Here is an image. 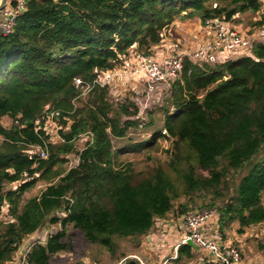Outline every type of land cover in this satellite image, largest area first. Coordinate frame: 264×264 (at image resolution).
<instances>
[{
	"label": "trees",
	"instance_id": "trees-1",
	"mask_svg": "<svg viewBox=\"0 0 264 264\" xmlns=\"http://www.w3.org/2000/svg\"><path fill=\"white\" fill-rule=\"evenodd\" d=\"M261 6V0H27L12 32L0 37V214L6 203L10 217L0 228V264L13 261L47 221L61 228L33 243L25 264H50L54 254L70 251L69 224L113 255L115 237L144 236L165 217L179 196L170 175L160 167L143 176L114 166L119 151L111 138L143 126L138 107L125 98L110 114L109 88L95 80L118 68L122 55L158 44L176 18L181 25L204 24ZM171 86L174 111L166 110L164 128L175 139L169 167L182 180L183 194H212L201 207L217 212L222 239L235 223L239 234L263 224L264 44L201 66L185 59ZM44 110L65 117L57 142L35 123ZM160 137L158 129L131 149ZM80 138L85 142L78 148ZM73 154L74 165L68 163ZM41 180L47 185L20 206L23 193ZM179 207L176 217L196 210ZM258 249L264 252V242ZM178 252L184 262L193 257L189 244Z\"/></svg>",
	"mask_w": 264,
	"mask_h": 264
},
{
	"label": "rangeland",
	"instance_id": "rangeland-1",
	"mask_svg": "<svg viewBox=\"0 0 264 264\" xmlns=\"http://www.w3.org/2000/svg\"><path fill=\"white\" fill-rule=\"evenodd\" d=\"M211 3L212 2L209 4ZM254 14L255 12L253 13L250 11L236 13L232 19L236 23H240L243 27L249 29L254 25L255 27L259 25L260 21L259 19L253 18ZM198 24L199 23L197 21L190 20L186 22V26H184V28L186 27L190 33H195V29H197ZM180 27H183V25L179 23L177 18L174 19L173 23L165 29L161 41L154 45V47L163 45L165 48L151 47L152 50L150 49L148 51H145L144 49H137L138 52L145 54L149 53L155 57H159L160 59L165 55L167 56L169 48L174 42H177L181 48H188L186 45L184 46V44H188V42H190L189 48H194L197 44L196 42L198 41L195 38H189L190 36L186 33L182 35L181 29H179ZM198 31L199 30H197V32ZM178 35L182 37L176 38ZM118 69V74L114 76V78L107 85L109 88V103L111 104L113 110L110 112L112 115H114V112H118V104L122 103L125 98L134 102L137 106V100H140L139 93L142 89L139 83L140 80L136 75L131 74L127 69H123L121 64L118 65ZM171 88L172 86L167 87L166 90L169 91ZM170 102L171 98H169V96L166 97L164 87H162L158 96L146 104L148 109L146 111H142L140 114L141 118L144 119L143 126L138 125L136 128H129L126 136L121 138L112 137L111 142L112 149L114 151H119L117 152V158H115L116 161L114 162V166L121 169L130 168L133 172L143 176L147 175V172L152 168L160 167L166 171L168 175H170L175 183L179 196L173 199V209L165 216V219H168V221H175V219H177L176 213L177 211L179 212V206L181 204H187L189 209L196 208L199 210H212L211 208L201 207L203 204L211 202L212 194H208L206 191H195L193 194L188 196L183 194L184 184L182 180L178 178L169 167L175 153L174 137H170V135L160 137L159 139H155L151 144H145L139 150L131 149L133 144H141L142 142L152 140L154 132L158 131V129L162 130L164 128L165 116L167 114L166 110H169V112L174 111V106ZM80 103H76V105H80ZM138 105L142 106L144 104L138 103ZM145 122H147L146 126ZM3 123L4 125H9L10 119L8 117H4ZM81 138L77 141L78 148L84 146L85 141ZM57 141H59V137L54 139V142ZM126 149L128 151L121 152V150ZM76 160L75 154L70 155L68 163L74 165ZM186 165L187 164L185 163L183 164V166ZM66 166L69 165H64L65 168H67ZM53 181L56 180L54 179ZM47 183V180H41L34 185V187L24 192L21 197L20 206H22L30 197L38 195ZM9 187H15V184H11ZM9 219L10 217L6 215V209L3 207L2 213L0 214V228H2V225H4ZM60 228L61 226L59 224H51L48 221L44 223L37 231L26 238L20 250L15 254L13 261L10 263L8 262V264H22L25 251L30 244L35 242L44 243L46 238L52 232H55ZM65 228L67 235L66 239L70 240L72 249L70 251H63L54 254L51 257L50 264H114L116 261H118L116 264H141V262H149L150 260L152 262L158 258L157 255L151 256L146 249L149 242L145 246V238L148 235L128 238L115 237L116 251L113 255H111L103 246L86 242L82 232L74 228L72 224L67 225ZM236 228L237 224L235 223L225 232V239L235 247L239 248L243 264L256 262H261L260 264H263L264 252L258 249V243L259 241L264 242V223L252 225L246 228L242 234L237 233ZM154 230H157V227L153 225L151 231L154 232ZM160 233H162V231H160ZM195 254L196 253L194 252V255ZM197 255L198 254H196V256ZM245 260L247 262L244 263ZM194 261L195 256L191 259V262L187 264H191Z\"/></svg>",
	"mask_w": 264,
	"mask_h": 264
},
{
	"label": "built area",
	"instance_id": "built-area-1",
	"mask_svg": "<svg viewBox=\"0 0 264 264\" xmlns=\"http://www.w3.org/2000/svg\"><path fill=\"white\" fill-rule=\"evenodd\" d=\"M27 0H6L5 6L0 10V37L9 35L15 25L17 17L24 11ZM259 12V25L252 26L246 31H240L233 24L232 20H225L223 16L209 18L201 24V32L193 36L198 42L194 48H181L177 42L171 44L167 56L162 58L151 54H145L133 50L128 55H122L120 63L123 69H127L131 74L139 78L140 100H137L139 113L148 109L147 103L156 98L160 89L164 87L166 97L170 95L172 82L181 73L185 59L191 63L201 66L204 62L215 63L220 58H227L232 53H245L255 44H264V0ZM8 3V4H7ZM7 4V5H6ZM118 68L101 72L95 80L101 85H108L118 74ZM76 83H81L80 79H75ZM89 86L83 88L86 91ZM139 104H144L139 106ZM65 118L58 110H44L41 117L36 120V124H41L42 129L49 135V140L54 141L59 137L58 131L61 128L60 119ZM142 126V125H141ZM164 136H168L165 128L161 130ZM54 138V139H53ZM39 148L40 157L45 158L47 152L42 147ZM3 207L7 208L5 203ZM217 212L212 210H192L181 217L180 233L174 250L165 256H161L160 244L149 242L146 249L149 254L155 252L158 256L156 260L141 262V264H186L179 255L178 248L182 244H189L192 250L198 254L196 264H243L241 251L232 244H227L222 239V233L218 229V224L210 227L206 226L207 220L215 219L217 222ZM159 229L156 231L158 232ZM162 236L166 230L162 229ZM161 231V230H160ZM33 244V243H32ZM30 244L27 247L26 253ZM25 253V254H26ZM161 256V257H160Z\"/></svg>",
	"mask_w": 264,
	"mask_h": 264
},
{
	"label": "crops",
	"instance_id": "crops-1",
	"mask_svg": "<svg viewBox=\"0 0 264 264\" xmlns=\"http://www.w3.org/2000/svg\"><path fill=\"white\" fill-rule=\"evenodd\" d=\"M259 16H260L259 12L257 11V12H255L253 18L254 19H259ZM232 22L238 28V30H240V31L248 30L247 28L243 27L240 23H236L234 20ZM184 26H186V23H185V25H183V27L179 28V29H181V34L183 35L184 33H186V34H188L190 36L189 38H193L194 35H196L197 33L201 32V24H198L197 29H195V33H190L189 30L186 29V27L184 28ZM197 30H199V31L197 32ZM179 37L181 38L182 36L178 35L176 38H179ZM175 40H178V39H175ZM152 48H165V46L158 45V46H155V47L152 46ZM165 218L166 217L156 219L157 221H156V224L154 226H156L157 229H159L158 232L156 230H154V232H152L150 230L148 232L149 234L148 233L146 234L148 236L144 235V236H146V238H145L146 239L145 246H146V244L148 242H151V243L157 242L158 244H160L161 256L168 255L174 250V245H176L177 238H178V235L180 233L179 228H180V224H181V217H179V216L176 217L177 219H175V221H173V220H169L168 221V219H165ZM216 223H217V221L215 219L207 220L206 226L212 228L211 226L215 225ZM162 229L166 230L167 232H165V236L161 237L162 233H160V230L162 232H164ZM224 241L227 244H231L225 238H224ZM194 252L196 253V251H193V257L191 259H193L194 256H195V259L197 257L196 256L197 253L194 255ZM25 253H26V251H25ZM154 255H157V254L154 251L151 252V256H154ZM179 255L181 256L182 260H185V258H186L185 255H181V254H179ZM23 259H24V257H23ZM23 259H22V264H25ZM190 262H191V260L186 261L185 263L187 264V263H190ZM245 262H247V261L245 260L244 263ZM260 263L261 262L245 263V264H260ZM6 264H8V262ZM191 264H196V262L194 261Z\"/></svg>",
	"mask_w": 264,
	"mask_h": 264
},
{
	"label": "water",
	"instance_id": "water-1",
	"mask_svg": "<svg viewBox=\"0 0 264 264\" xmlns=\"http://www.w3.org/2000/svg\"><path fill=\"white\" fill-rule=\"evenodd\" d=\"M6 0H0V10L4 8Z\"/></svg>",
	"mask_w": 264,
	"mask_h": 264
}]
</instances>
